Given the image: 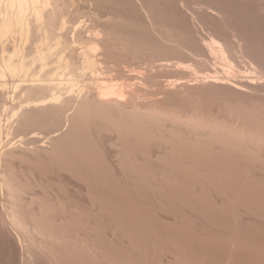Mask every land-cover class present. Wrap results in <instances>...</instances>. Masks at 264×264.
<instances>
[{
	"label": "rangeland",
	"instance_id": "obj_1",
	"mask_svg": "<svg viewBox=\"0 0 264 264\" xmlns=\"http://www.w3.org/2000/svg\"><path fill=\"white\" fill-rule=\"evenodd\" d=\"M66 2L73 14L63 19L65 31L82 24L79 26L82 31L88 29L98 34L103 29H91L90 14L111 16L115 21L110 29L116 33L117 40L122 37L124 42H118L121 41L122 48L123 44L128 45L129 48L124 47L130 50V55L138 54L141 58L147 53L149 56L144 59L148 60L151 52L163 51L159 31L167 32L165 35H172V40L179 42L184 41L183 35L189 34L186 39L190 41L191 36L192 40L188 44L196 47L203 37L213 35L226 42L231 52L232 49L242 52L241 55L234 50L236 57L232 56L235 59L244 56L237 59L240 63L235 62L243 68L241 78L247 76V73L241 75H245L250 62L264 75V0ZM6 40L13 47L31 44L30 41H18V44L12 36ZM193 41L199 42L193 45ZM83 46L89 51L91 43ZM160 47H163L161 51ZM131 50L135 53L131 54ZM159 54L154 58H159ZM21 55L18 53L13 60ZM133 67L136 66L130 68ZM250 72L254 70L251 68ZM26 83L0 80V138L6 148L13 146L21 154L13 167L27 188L29 200H33L29 208L24 206L19 210L20 215L29 221L33 219L36 224L31 221L32 224L41 230L39 234L44 233L41 236L48 240L42 241L46 243L45 249L42 246L44 251L37 249L39 246L32 250L28 247L29 241L22 230L8 222L7 211H11L6 208V192L1 185L0 264H264V144L209 140L202 135L199 136L206 140H196L198 134L187 135L183 131L175 133L180 137L174 138V131L166 126L161 127L163 131L148 128L142 141L134 138L123 141L111 123L94 122L84 132L86 156L57 160L48 154L52 143L47 142L40 150L37 147L42 142L27 146L21 138L31 135L18 137L12 128L11 110L22 98L16 86ZM93 83L85 86L94 87ZM151 84L150 90H156ZM228 91H225L228 100L240 99L241 103L245 101L244 105L264 111V91L256 94L247 90L237 97L238 93ZM225 92L218 94L225 96ZM221 96L209 101L217 99L214 102L217 107L218 100L222 104L227 99ZM208 97L211 95L205 99ZM207 103L209 110L215 109V105ZM36 129L39 134L44 132ZM199 140L208 142L198 144ZM64 162L66 165H61ZM70 165L74 167V175H70Z\"/></svg>",
	"mask_w": 264,
	"mask_h": 264
},
{
	"label": "bare ground",
	"instance_id": "obj_2",
	"mask_svg": "<svg viewBox=\"0 0 264 264\" xmlns=\"http://www.w3.org/2000/svg\"><path fill=\"white\" fill-rule=\"evenodd\" d=\"M72 14L73 12L68 11L66 0H0V80L7 78L14 84L20 81L27 82L26 85L23 84L24 86L15 85L19 88L22 98L18 106H14L11 110L12 128L17 132L18 137L31 135L29 138L26 136L21 138L22 143L31 146L42 142V145L36 146L40 150L50 142L52 147L48 154L51 158L61 161L71 156L72 158L86 156L88 151L84 144V132L89 130L94 122H108L118 131L119 139L122 138L123 141L130 138L142 141L146 137L148 128L153 127L155 128L153 131H156V128L161 129L166 126L174 131V138L178 136L175 133L183 131L188 132L187 135L198 134L196 140L198 138L206 140L199 136L202 135L210 138L209 140L264 144V111L247 103L246 106L245 101L241 103L240 99L230 101L229 94L225 92L232 90V93H238L235 94L237 97L244 92L246 94L247 90L256 91V94L264 91V75L255 69L254 63L250 62L249 69L247 68L249 71L246 69L245 75H241L246 76L247 73V76L240 77V74H243L240 69L243 68H239V64L235 62L241 56L238 55L237 59L232 58V56L236 57L234 52L238 54L239 48L238 51L232 49L235 51H232L234 55H231V47L229 49L226 42L213 35H208L206 39L203 37L200 41L201 45L199 41H195L199 42L198 47L193 41L196 47L194 48L189 45L191 36L190 41L186 39L189 34L183 35L185 37L183 42L176 39L175 42L172 40V35H168L169 38L165 35L167 32L163 34L162 30L163 35L160 31L157 34L160 35V44L163 45L164 50L161 51L163 47H160L161 52L155 54L151 52V58L149 57L148 60L144 59L149 56L146 53L141 57L144 60H141L138 54H133V50H131L133 55L128 53L130 50L124 47L126 44L121 47L124 41L122 37H118L117 40L116 33L111 30L115 21L111 16L105 18V15L89 13L91 29L95 27L103 29L98 31L101 34H95L87 28L88 31H82L80 29L82 24L77 26L75 23V28L65 31L62 26L63 19ZM71 19L74 21L73 18ZM78 20L80 21L79 18ZM10 36L16 38L17 43L30 41L31 44L24 47L10 46L4 41ZM119 40L122 43L118 42ZM151 42L153 43V40ZM90 43V50L86 51L83 45ZM126 47L129 48L128 45ZM20 52L22 55L18 60H13ZM136 53H138L137 49ZM158 53H161L160 57L155 59L154 55ZM211 58L216 62L211 61L213 63L211 64ZM216 63H218L217 68ZM200 65L206 66V69ZM209 65L212 66L210 68L212 70H208ZM131 66L136 67L131 69ZM250 66L254 72H250ZM135 68H139L140 71L135 73ZM254 80L259 81L260 84H256ZM88 82H94L95 86L86 87L85 83ZM150 84L156 86V90H150L152 89ZM16 87L14 91H17ZM221 92H225L226 95L218 94ZM207 95H211L206 98L208 100L205 99ZM217 95L227 97L223 103L221 102L222 104L218 100L219 112L216 109L219 105L217 104V107L215 105ZM214 96L217 98L216 101ZM212 97L214 100L210 99L213 102L211 104L209 98ZM205 100L215 105L218 114L213 111L214 108L212 110L207 108ZM212 111L215 113H211ZM1 122L0 118V124ZM37 127L44 130L43 133V130H40L43 135L47 134L45 133L48 132L47 130L50 131L44 137L37 133L36 130H39L36 129ZM60 135L62 136L59 137ZM20 157L21 154L14 150L13 146L6 148L0 138V186L5 189L6 205H8L6 208L11 211V213L7 211L10 214L8 222L22 230L31 250L39 246L37 249L41 248V251H44L46 243L42 241L48 239L41 236L43 232L39 234L38 231L41 230L37 228L38 225L35 226L33 219L31 221L35 223L34 225L20 215L19 210L22 207L29 208L33 204V200H29L27 196L26 186L21 183L13 167L14 161ZM74 163L76 168L77 163L75 161ZM71 165L68 167L70 175H74V167ZM3 220L6 222L5 218Z\"/></svg>",
	"mask_w": 264,
	"mask_h": 264
}]
</instances>
